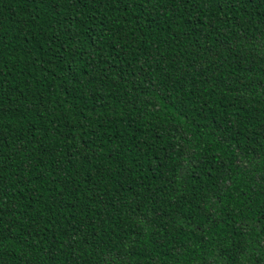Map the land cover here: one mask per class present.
Listing matches in <instances>:
<instances>
[{
	"label": "trees",
	"instance_id": "16d2710c",
	"mask_svg": "<svg viewBox=\"0 0 264 264\" xmlns=\"http://www.w3.org/2000/svg\"><path fill=\"white\" fill-rule=\"evenodd\" d=\"M0 264H264V0H0Z\"/></svg>",
	"mask_w": 264,
	"mask_h": 264
}]
</instances>
